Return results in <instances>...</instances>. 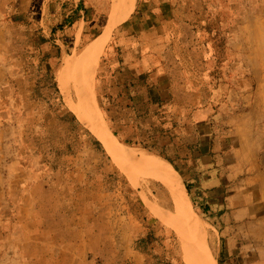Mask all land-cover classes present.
I'll return each instance as SVG.
<instances>
[{"label": "rangeland", "instance_id": "rangeland-1", "mask_svg": "<svg viewBox=\"0 0 264 264\" xmlns=\"http://www.w3.org/2000/svg\"><path fill=\"white\" fill-rule=\"evenodd\" d=\"M64 1L70 11L79 2ZM91 1L97 4L95 17L90 12L85 22H77L75 14L62 24L24 23V32L9 31L12 45L7 40L0 54V264H188L185 242L207 262L225 264L219 233L187 184L185 206L191 216L182 220L163 181L119 165L62 94L65 62L82 56L109 22L112 0ZM171 1L161 14L181 20L171 30L176 33L170 53L177 50L173 58L182 65L211 74L206 107L216 113V132L224 139L229 135V147L255 146L248 175L264 182V0ZM157 9L139 12L147 19L136 32L157 24L151 23ZM193 16L198 23L189 22ZM53 28L67 31L63 45ZM118 28L94 78L99 123L133 152L174 162L190 147L168 139L173 127L165 110L155 113V121H134V115L116 109L108 93L105 77ZM207 58L211 71H205ZM76 78L73 74L70 82L73 101ZM144 113L141 109L136 117L149 120ZM240 158L250 157L245 151ZM154 209L179 218L181 229Z\"/></svg>", "mask_w": 264, "mask_h": 264}, {"label": "crops", "instance_id": "crops-1", "mask_svg": "<svg viewBox=\"0 0 264 264\" xmlns=\"http://www.w3.org/2000/svg\"><path fill=\"white\" fill-rule=\"evenodd\" d=\"M67 2L0 0V54L6 49L7 40L12 45L14 36L9 31L24 32L27 29L24 23L62 24L72 20L75 14L79 17L77 22H85L89 13L94 16L97 9V4L91 0H79L73 5L75 11L65 10ZM55 3L59 7L57 11H54ZM173 4L171 0H136L125 26L118 28L116 48L109 53L105 77L108 93L116 109L129 118L134 115V121L150 122L155 113L165 110L173 127L168 139H172L173 144L187 143L190 147L187 148L189 153L175 158L172 166L177 168L183 183L190 186L193 199L210 216L219 233L223 261L225 264H261L264 260V182L248 175L249 167L254 166L255 146L229 147V135L224 139L222 134H217L216 113L206 107V91L214 81L211 74H199L193 65H182L181 59L173 58L177 50L170 53L169 47L175 43L173 33H176L171 30H175V22L181 19L161 13L165 6ZM155 7L158 16L151 23L157 24L136 32L139 24L147 19L139 12ZM192 19L190 23H198V16ZM176 29L179 30V26ZM55 30L56 34L54 30L51 34L63 45L62 38L67 31ZM206 60L205 71H208L210 59ZM141 109L149 114V120L136 117ZM245 151L250 158L243 161L240 157Z\"/></svg>", "mask_w": 264, "mask_h": 264}, {"label": "bare ground", "instance_id": "bare-ground-1", "mask_svg": "<svg viewBox=\"0 0 264 264\" xmlns=\"http://www.w3.org/2000/svg\"><path fill=\"white\" fill-rule=\"evenodd\" d=\"M132 6L133 0H112L110 18L104 32L87 47L82 56L65 62L64 68L59 76V88L68 102L70 109L87 126L92 128L109 155L119 165L124 163L138 169H143L146 172H151L159 180L163 181L171 192L179 218L181 219L183 217L184 219L182 220H185L191 216L185 206V202L187 201L185 187L179 175L173 170V167L164 160L135 153L119 143L111 133L102 128L99 123V116L96 113L94 78L99 60L109 44L115 29L123 25L130 17ZM73 74L77 75L75 84L78 91V99H75L76 101L72 99L70 85ZM154 212L165 222L181 229L183 222L179 218L167 216L158 209H154ZM185 249L188 264H197L196 261H198V264H215L211 260L207 262L206 256L198 252L196 246H191L190 243L185 242Z\"/></svg>", "mask_w": 264, "mask_h": 264}, {"label": "trees", "instance_id": "trees-1", "mask_svg": "<svg viewBox=\"0 0 264 264\" xmlns=\"http://www.w3.org/2000/svg\"><path fill=\"white\" fill-rule=\"evenodd\" d=\"M163 119L165 118L164 116L162 117ZM168 135V132L166 133ZM166 162L170 163L172 165V162L169 160H166ZM187 189L190 191V186L187 185Z\"/></svg>", "mask_w": 264, "mask_h": 264}]
</instances>
